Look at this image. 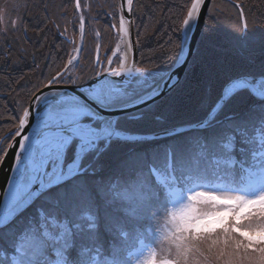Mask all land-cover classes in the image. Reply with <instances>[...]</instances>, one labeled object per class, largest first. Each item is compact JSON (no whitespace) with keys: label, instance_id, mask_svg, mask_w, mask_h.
Instances as JSON below:
<instances>
[{"label":"snow or ice","instance_id":"1","mask_svg":"<svg viewBox=\"0 0 264 264\" xmlns=\"http://www.w3.org/2000/svg\"><path fill=\"white\" fill-rule=\"evenodd\" d=\"M210 3L180 5L177 30L190 29ZM233 6L245 36L264 32V0L251 9L243 0ZM34 7L65 43L54 45L62 53L57 70L2 117L13 124L7 147L18 150L16 175L0 193V264H133L129 249L143 244L170 198L186 201L184 210L171 214L168 230L135 264H214L202 244L220 232L240 254L226 264H264V48L242 52L236 66H209L190 93L165 97L175 76L163 67V49L156 53L161 64L151 66H137L135 53L130 59L127 51L138 14L134 0L105 11L128 43L123 53L117 46L103 59L102 45L91 57L84 45L86 23L97 19L91 3L72 4L79 42L68 39L66 27L61 32L69 23L64 3L42 0ZM5 16L0 10V25ZM7 25L0 29L7 46L0 45V96L6 99L29 82L23 71L28 55L38 67L35 53L8 39L17 30L27 37L23 18ZM134 43H140L138 31ZM45 59L55 63L51 52ZM178 62L179 56L173 66ZM6 157L0 148V161ZM257 253L258 261L245 260L244 254Z\"/></svg>","mask_w":264,"mask_h":264},{"label":"rangeland","instance_id":"2","mask_svg":"<svg viewBox=\"0 0 264 264\" xmlns=\"http://www.w3.org/2000/svg\"><path fill=\"white\" fill-rule=\"evenodd\" d=\"M33 1H35V0H28V1H24V0H0V10H3L6 12L5 23L3 25H0V29L8 26L7 25L8 19L11 20V19H14L17 17H22L24 19V17H26L27 18L26 21L23 20V25H24V27L27 28V37H25L24 31L19 30L17 32L16 36L12 35L11 37L9 36V32H8V39L12 40L13 43H15L18 40L19 43L16 45L18 48L27 49L28 52H30V53L36 52L35 55H37V58L35 59V63L38 66L37 68H39L38 75H36L37 78H29L31 80L28 83H22L23 86L17 87L16 93H14L16 96H18L21 92V97H19L21 99V102H23L27 99H30V97H28L26 94V92L28 90H31L40 81L45 80L50 70L52 72H55L57 70L58 66L62 64L61 60L56 59L57 56H52V59L55 61V63H49V61L46 60L45 57L48 56L50 51L52 52L54 48H57V47H54V45L60 47L61 44L65 43L63 41V38L57 35V29L51 24V22H48L47 26H45V22L43 21L44 15H42V14L39 15V13H42L40 10L35 11V12L31 11V4L33 3ZM66 1L70 5H72L74 2V0H66ZM113 1L119 5V2H120L119 0H113ZM172 1H173V3L175 2V0H172ZM216 1L217 0L211 1L210 7L208 9L206 16L213 12L212 15H214L215 19H213L211 21L212 25L214 27H216V29H221L218 26H215L214 24L220 25V23H222L221 16H225V13L227 12V10H226L225 6L216 4ZM220 1L222 2V0H218V3ZM223 1H225L227 3L229 2V0H223ZM61 3H64V2H61V1L59 2L58 0H56V1H54L53 4L58 5ZM88 3H89L88 0H82V4L86 5ZM141 3H142V0H134V8L138 9V14L136 16H134V19L137 20V24H136L137 28H139V29L145 28L146 29V26H148V25H145V23H144V19H146V18L144 16L145 15L144 11L140 9ZM212 3H214V5ZM65 5H68V4H65ZM167 6L169 7L168 9H170V6L169 5H167ZM226 6L228 8L231 7L229 5H226ZM67 8H68V12H69V23L66 26L61 28V32H64V28L66 27V29H67L66 35H67L68 39L69 40H76L77 42H79V40L81 38L80 33L74 29L73 25L70 24L72 22V19L75 16V12L73 10V7L67 6ZM156 10H158L157 12L158 13L160 12L161 15L165 14L167 16L166 12H168V11H166L164 8L157 7ZM153 12L156 13L155 10H153ZM175 20H176V18H174L173 24L176 22ZM178 23H180V21ZM141 25H143V26L141 27ZM98 27L99 26L94 27V31H93L94 36L96 35V33H98L97 31H95ZM116 27L118 29H116L114 32H113V27H111V26H109V28L106 29L107 31H109L111 33L113 32V39L109 40V41L98 40L97 38H99V39L105 38L101 35H99V36L96 35L97 38H95L93 36V34H91V36L85 35L83 37V40H84L86 52H88L92 55L94 52L95 46L97 44H100V45H102L100 52L104 51L106 53L111 54V52L107 51V50L108 49H114L117 45V42L119 41L118 39H120V37L122 35V32L119 31V24L118 23L116 24ZM42 29H43V31H42ZM148 31H151V30L147 29L144 32L148 33ZM151 33H156V32L154 30H152ZM49 35H51L53 39L49 40ZM42 37H44V38H42ZM41 41H43V43ZM44 43H46V47L43 49L42 53H39L38 47L40 46V48H41V47L45 46ZM145 44H146V41L143 42L140 40V47H142ZM0 45H4L5 47H7L5 45V37L3 35H0ZM36 48H37V50H35ZM13 50L15 51V49H13ZM39 50H42V49H39ZM14 58L19 59L20 57L17 55ZM2 60H3V53H0V61H2ZM32 63H33V57H32V55H28L26 66H24V68H23V71L25 73L30 74L28 77H33V75L36 74L37 68L35 69V67L32 66ZM45 64H49L50 70H49V67H45ZM29 68H32L33 70H29ZM23 89H24V91L22 92ZM0 91H3V89H0ZM11 100H13V96L9 97L7 99L4 98L3 96H0V109L5 110V113H6V114L2 115L1 113L3 110L0 112V120H2L4 122V128L7 125L6 121H8V120H3L2 117L7 116V115H11V114H9L10 112H7L9 110L8 108H11V105H12ZM15 105H16V107L19 106L17 103ZM4 108H7L8 110L6 111V109H4ZM9 126H10V124L6 127V129H4L7 131L8 135L10 132H12L11 130H9L10 129ZM12 126H13V124L10 127H12ZM3 131L0 132V142L1 143L6 139L3 136H1ZM0 148H3L4 150H6V146L1 145V144H0ZM185 203H186V201L181 200L179 198H170V202L168 204L167 209H161L158 220L152 221L151 226L148 228V231H147V238L144 239L143 244H140L137 242V243H135V247H132L129 249L130 259L133 261V264H135L136 260L147 258L148 249H149V247L153 246V241L158 239L160 236V233L162 231H167L169 226L171 225V214H175L178 217L181 214V212L184 210ZM224 239H225L224 233L220 232L218 235L209 236L208 239L205 240L202 244V250L205 251L206 256H209L210 259H212L214 261V264H226V262L228 260H234L235 261L238 259L239 255H240V254H234L231 242H229V244L226 246L224 244ZM222 253H226V254L221 255ZM249 255L251 256L253 261H258L260 258L258 253L257 254H244L246 261H247Z\"/></svg>","mask_w":264,"mask_h":264},{"label":"bare ground","instance_id":"3","mask_svg":"<svg viewBox=\"0 0 264 264\" xmlns=\"http://www.w3.org/2000/svg\"><path fill=\"white\" fill-rule=\"evenodd\" d=\"M24 1H28V0H24ZM54 1H56V0H43L44 3H49V2L54 3ZM58 1L64 2L65 4H68L66 6L72 7V5H70L66 0H58ZM41 2H42V0L33 1V3L31 4V11L32 12L39 11V10L41 11V9L34 7L35 5L40 4ZM88 2L91 3V5H92L90 15L93 17H97V19L90 22V23H86V34L85 35L91 36V34H93L94 27L99 26L95 31L100 33V35L105 37V38L99 39L96 37V35L94 36V34H93V36L95 38H97L98 40H104V41L112 40L113 34L109 31H107L105 28V27L111 26L109 24V16L104 15V13H105V11H107L108 13H112L113 7H118L120 5V2H119V5L116 2H114L113 0H88ZM239 2H240L239 0H237V2H235L234 0H229L228 4L232 8H235L233 5L236 3H239ZM243 2H244V4L249 6V9H251L254 4H256V5L261 4V0H243ZM190 3H191V0H175L174 3L172 0H142L140 9L144 11L145 15L144 14L143 15L146 18V19H144V23H145V25H148V26H146V29L145 28L142 30L137 29V27H136L137 20H135L136 21L135 31L132 30L131 32H133L134 37L137 38V31H138L139 32V41L140 40L143 42L146 41L145 47L147 49V52H149V54L155 55V56H156V53H158V51H156V49H155L156 47H155V45H153L151 43V41H158V39L161 38L160 42L161 41L165 42L166 45H162V46H158V47L159 48L163 47L166 52H174L176 54V58H177V56L180 55V52H182L181 51V45L184 46L183 48H186L188 45H190L192 43L189 38L196 39L195 44H194L195 49L193 50V53L190 54V57H188L189 58L188 67L195 60L200 59V58H203V59L201 60V62H199L197 64H193L192 65L193 69H194V67L199 66V65H200V68L203 70L208 68L209 66H213V65H223V66L234 65V63H235L234 60L231 61L230 58H228V57L224 58L220 55L219 50H218V45L220 44V46H223V48H226V50L231 54V56L233 55L237 58H239V56H242L243 49L241 47H239L238 45H235V43L231 37L224 35L219 29H216V27H214L213 25H212L213 31H211L209 33V29L207 27V24L209 21V16L212 15L213 12L205 17L204 26H203V29H202L199 36H195V35L191 34V32H192L191 27L187 31H184L183 26L181 25V29L177 30L176 26L179 24L178 22L180 21L178 16H179V13L181 11L179 6L184 5V4L190 5ZM167 5L170 6V9H168L169 7ZM153 6L164 8L166 11H168L167 16L165 14L161 15L160 12L158 13L157 12L158 10L154 9ZM153 10H155L156 13H154ZM85 15L87 17V15H89V13L85 12ZM174 18H176V20H175L176 22L173 24ZM26 19L27 18L24 17L23 20L26 21ZM221 21H222V23H220V25H221L220 27L227 25L232 30L240 29L242 31L241 34H242V38L244 39L243 44H245V48L250 49L252 47H260L264 43V41H263L264 40V32L257 31L255 33H251V34L245 36L243 29L238 27V19L236 21H234V20H231L230 18H227L225 16H221ZM112 23H116V22L113 21ZM70 24L73 25L72 22ZM211 24H212V22H211ZM161 25H163V26H161ZM214 25L218 26L216 24H214ZM147 29H149L151 31L154 30L156 33H151V31H148V33H145L144 31ZM12 35H14V33L12 31H9V36L11 37ZM50 39H53L51 35H49V40ZM126 39L127 38H125L122 34L120 39H118L119 41L117 42V45H116V47L117 46L120 47L122 53L125 51L124 45L126 43H128ZM230 44L235 45V47L232 49L227 48L228 45H230ZM63 46H64V44H61V46L59 48H63ZM70 46L71 45L69 44L68 47L70 48ZM137 46H138V49H137L138 50V53H137L138 54V66H140L139 62L141 59H144V58L143 57L141 58V55H140V50H139L140 49V43L137 44ZM59 48L53 49L52 54L54 56H58V55L62 54L59 51ZM129 49H130V46L127 49L128 52L130 51ZM42 51L43 50H38L39 53H42ZM105 54H106V52H104V51L100 52L101 59H103ZM107 54L111 55L109 53H107ZM216 54H219V55L216 57ZM92 55L87 52V57H91ZM87 57L82 60V63L87 64L89 62ZM176 58H175V60H176ZM188 67H187V69H188ZM187 69H186V71H187ZM186 71H185V73H186ZM73 72L75 74H79L78 69H73ZM185 73H184V75H185ZM27 79H28V81L31 80V79H29V77H27ZM182 80L183 79L181 78V81ZM168 96H169V93L165 94V97H168ZM157 103H159L161 105V110L166 109L167 104L165 103L164 99L157 101ZM164 103H165V105H164ZM10 110H12V109H10ZM2 112H3V115L6 114L4 110ZM7 112H10L9 114H12V111H7ZM6 122H7V125L4 128V122L2 120H0V132H2L4 129H6V127L9 124H10V126L12 125L11 121L8 120ZM10 126H9V128H10L9 130L12 131L13 126L12 127H10ZM2 134H1V136H3L4 138H6L8 136V133L6 130H4ZM10 143H11V141L6 140V139L2 143L0 142L1 145L6 146V149L8 148L7 145ZM15 175H16V173L14 172V176Z\"/></svg>","mask_w":264,"mask_h":264},{"label":"trees","instance_id":"4","mask_svg":"<svg viewBox=\"0 0 264 264\" xmlns=\"http://www.w3.org/2000/svg\"><path fill=\"white\" fill-rule=\"evenodd\" d=\"M234 1L237 2V0H234ZM212 4L214 5V3H212ZM216 4L225 6V8L227 10V12L225 13V17L230 18L231 20H234V21H236L238 19L236 8H232V7L228 8L226 5H229V4L227 2H225V1H223V0H222V2L220 1L219 3H218V0H217L216 1ZM153 7H154V9H157V7H155V6H153ZM262 7H264V6H262ZM248 8H249V6H248ZM166 13L168 14V12H166ZM41 14L44 15V13H39V15H41ZM220 26L221 25H218V27L221 28L219 30L224 35H227V36L231 37L232 40L234 41L235 45H238L239 47H241L243 49V52H246V50H248L247 48H245V44H243L244 43V39L242 38V34H241L242 31L240 29L232 30L227 25H225L223 27H220ZM137 29H139V28H137ZM42 38H44V37H42ZM160 40H161V38L158 39V41H151V43L153 45H155V47H156L155 49H156V51H158V53L161 51V49H163V52L166 53V56H167V63L164 64L163 67H165V68H171L172 65H173L172 62L176 58V54L174 52H166L163 47L162 48H159L158 46L166 45L165 42H162V41L160 42ZM41 42L43 43V41H41ZM44 44H45V46H43L41 48L39 46L38 47V50L39 49H42L43 50L46 47V43H44ZM235 45L230 44V45H228L227 48H231L232 49V48L235 47ZM261 48H264V43L260 47H252L250 49L255 50L256 53L259 54V51H260ZM35 50H37V48ZM139 50H140L141 58L142 57L144 58L143 59L144 60V63L143 64L140 63V66H151L153 64H156V65H160L161 64V60L158 59L157 56L151 55V54H149V52H147V49H146L145 45H143L142 47H140ZM218 50H219V53H220V55L222 57H224V58L225 57H228V58H230L231 61L234 60L235 63L232 66H236V65H239L241 63L242 56H239V58H237V57H235L233 55L231 56V54L226 50V48H223V46H220V44L218 45ZM35 54H36V52H35ZM218 55L219 54H216V57ZM52 56H54V55L52 54ZM36 58H37V55H35V59ZM202 59L203 58L197 59V60H195L194 62H192L189 65V67H188V69H187L184 77L182 78L183 80L180 82V84L175 89H173L172 92L169 93V96H178V95L187 94V93H190L195 88L196 83H197L198 79L200 78L203 69L200 68V65L194 67V69H193L192 65L201 62ZM49 70H50V67H49ZM38 71H39V68L36 69V74L33 75V77H29V78H37L36 75H38ZM23 91H24V89L22 90V92ZM19 97H21V92H20V94L18 96H16L15 94H13V100H11L13 107H16L15 104H16V101L17 100H19L21 102V99ZM164 105H165V103H164ZM167 108H168V105H166V109L165 110H161V111H167ZM4 109H6V111L8 110L7 108H4ZM2 110L3 109H1L0 112ZM1 114L3 115V112ZM177 118L180 119L182 117L178 116Z\"/></svg>","mask_w":264,"mask_h":264},{"label":"water","instance_id":"5","mask_svg":"<svg viewBox=\"0 0 264 264\" xmlns=\"http://www.w3.org/2000/svg\"><path fill=\"white\" fill-rule=\"evenodd\" d=\"M119 1H120V3H122V0H119ZM209 7H210V4L207 5L206 10H202V18L201 19H197L196 21H194V23H192L191 34H193L195 36L200 35V33L203 29V26H204L205 17H206V14L208 12ZM132 19H134V18L132 17ZM132 30L135 31V25L133 26ZM130 38L133 41V43L130 45L129 56L131 59L133 52L135 53V58L137 61V66H138V54H137L138 53V50H137L138 46L136 43H134L136 38L134 37L133 32H131ZM189 39L192 43L190 45H188L186 48H182V50H181L182 52H180V55H179V62L171 67L173 72H174L175 79L169 84L168 88H171L172 84H176V86H177L180 83L181 78H183L184 73L188 67V63H189L188 57H190V54L193 53V50L195 49L194 44L196 41V39H193V38L192 39L189 38ZM126 40L128 42V39H126ZM60 87L63 88V87H65V85L61 84ZM67 87L69 89H71V85H68ZM168 88H165V94L169 93ZM16 139L19 140V137H17ZM17 150L18 149H16V148H11V149L7 148L5 150L7 152V157L4 158L2 161H0V193L7 190L8 183L14 176V172H15L14 171V168H15L14 153Z\"/></svg>","mask_w":264,"mask_h":264},{"label":"flooded vegetation","instance_id":"6","mask_svg":"<svg viewBox=\"0 0 264 264\" xmlns=\"http://www.w3.org/2000/svg\"><path fill=\"white\" fill-rule=\"evenodd\" d=\"M87 16H89V15H87ZM15 19V18H14ZM14 19H11V20H14ZM9 20V19H8ZM115 24H117V23H115ZM106 29L107 28H109V27H105ZM111 29V28H110ZM109 29V30H110ZM19 30H17L16 32H13L14 33V35L16 36V34H17V32H18ZM112 31V30H111ZM113 32H114V30H113ZM113 32H112V34H113ZM14 51V50H13ZM35 65H36V63H35ZM37 67H35V69H36ZM29 70H33L32 68H29ZM35 72V71H34ZM13 107V105H11V108H8L9 109V111H10V109H14V107Z\"/></svg>","mask_w":264,"mask_h":264}]
</instances>
